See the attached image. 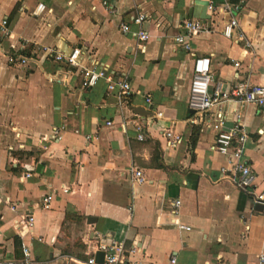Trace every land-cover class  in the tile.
I'll list each match as a JSON object with an SVG mask.
<instances>
[{
	"label": "crops",
	"instance_id": "crops-1",
	"mask_svg": "<svg viewBox=\"0 0 264 264\" xmlns=\"http://www.w3.org/2000/svg\"><path fill=\"white\" fill-rule=\"evenodd\" d=\"M99 1L0 0L9 33L0 40V260L20 264L25 246L24 264H83L99 233L104 243L134 244L133 257L141 264H264V211L218 176L225 157L213 149L212 131L193 126L189 144L192 59L172 38L183 19L199 17L205 5L219 0H105L111 11ZM38 3L44 9L33 16ZM137 13L144 15L140 25L129 20ZM208 19L210 31L192 38L191 50L209 58L212 79L264 85V0H244L236 42L220 34L225 15ZM119 23L128 30L120 31ZM138 27L149 35L143 52L136 48ZM10 44H23L29 54L42 46L63 54L78 47L81 67L105 68L127 80L131 93L119 106L104 79L81 89L79 68H67L65 82H58L47 80L59 67L54 62L10 66L4 56ZM231 61L239 63L236 70ZM220 106L223 129H229L238 106ZM238 111L246 133L243 158L260 192L264 115L251 103ZM52 127H62L58 137L41 141ZM163 127L179 135L180 143L167 147ZM130 167L141 171L143 183H130ZM46 195L51 198L42 208ZM175 199L176 219L189 230L172 224L169 203ZM26 213L33 225L19 237L13 221Z\"/></svg>",
	"mask_w": 264,
	"mask_h": 264
},
{
	"label": "built area",
	"instance_id": "built-area-1",
	"mask_svg": "<svg viewBox=\"0 0 264 264\" xmlns=\"http://www.w3.org/2000/svg\"><path fill=\"white\" fill-rule=\"evenodd\" d=\"M102 6L109 11L112 10L105 0L99 1ZM244 0H219V3H208L205 5L206 18L193 17L185 18L181 21L179 31L173 36L174 45L191 56V78L187 93V110L189 116L187 122L191 126H198L199 129H209L213 132V149L216 153L225 157V163L219 168L218 176L231 180L235 186L241 191L246 192L251 196L254 203L260 204L264 211V189L260 192H255L253 185L255 173L251 166L244 161L243 144L246 140V133L241 129L239 122L238 108L251 103L255 105L262 115H264V85L251 84L245 80H237L227 85L220 79L213 80L209 69V58L206 56H196L191 50V40L200 32L210 31L208 23L210 17L214 15H225L226 19L222 23L220 34L232 40L237 41V37L233 36L234 30L238 26L237 16L242 10ZM44 9L42 3H38L32 11L35 16ZM204 12V13H205ZM206 14V13H205ZM130 22L136 25L144 20V15L137 13L129 18ZM119 29L122 32L128 30L126 23H119ZM136 38V48L138 51H144V45L149 35L146 31L140 29L134 33ZM3 37H9L7 32V21L5 18H0V40ZM81 52L78 47H73L68 53L63 54L53 47L42 46L38 50V54H29L24 52L23 44H10L8 50L4 52L5 61L8 65L18 68H30V66L39 68L46 62H54L59 67L56 72L47 77L48 81L65 82L67 77V68H79L80 87L87 89L93 86L98 79L106 81V93L114 92L116 103L120 106L126 103L131 88L127 80L115 78L114 74L107 71L103 67L97 65H89L81 67L79 59ZM231 66L235 70L239 67L237 61H231ZM61 75V76H60ZM144 101L148 105L152 103L151 97L148 94L144 95ZM234 102L238 108H235L234 124L229 129H223L225 115L221 109V104L225 102ZM156 118L162 117V112L154 111ZM109 125L110 122H106ZM136 139L143 140V133L140 126H136ZM62 127H52L46 135H40L41 141H47L58 137V132ZM161 134L165 139L167 147H174L180 143L179 135H174L166 127L161 129ZM85 138H89L87 135ZM28 174H22L26 177ZM128 177L131 184H141L144 182V177L137 167H130ZM65 191L66 189H62ZM51 196L46 195L41 199V207L47 208ZM169 210L172 214V224L183 230H189V227L182 225L176 219L180 201L172 200L169 203ZM33 225V217L30 213H26L19 220L13 221V228L19 237L24 233L30 232ZM93 243L90 246V252L83 264H141L133 255L136 253L134 244L126 245L123 239L111 240L104 243L99 233H94L92 236ZM23 259L20 264H24L27 260L28 249L25 246L21 247ZM96 252L102 253L101 261L98 262L94 258ZM264 260V256H259V262ZM170 263H174L173 257L170 258ZM0 264H13L10 261H1Z\"/></svg>",
	"mask_w": 264,
	"mask_h": 264
},
{
	"label": "water",
	"instance_id": "water-1",
	"mask_svg": "<svg viewBox=\"0 0 264 264\" xmlns=\"http://www.w3.org/2000/svg\"><path fill=\"white\" fill-rule=\"evenodd\" d=\"M200 17L201 18H206L205 15H204V12H203L202 15H200ZM254 209L257 210V211H261L262 208H261V205L260 204H256ZM90 221H93V220H91V217H90V219H89L88 222H90ZM94 258H95L96 261L100 262L101 261V258H102V253L101 252H96L94 254Z\"/></svg>",
	"mask_w": 264,
	"mask_h": 264
},
{
	"label": "trees",
	"instance_id": "trees-1",
	"mask_svg": "<svg viewBox=\"0 0 264 264\" xmlns=\"http://www.w3.org/2000/svg\"><path fill=\"white\" fill-rule=\"evenodd\" d=\"M191 134L189 138V144L192 145L195 139L196 129L192 126Z\"/></svg>",
	"mask_w": 264,
	"mask_h": 264
}]
</instances>
